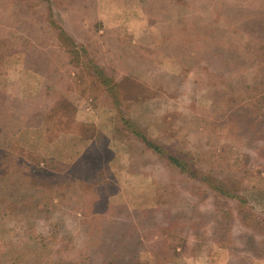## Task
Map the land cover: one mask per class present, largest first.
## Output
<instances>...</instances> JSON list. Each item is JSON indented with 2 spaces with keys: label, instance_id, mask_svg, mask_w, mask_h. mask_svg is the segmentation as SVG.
<instances>
[{
  "label": "rangeland",
  "instance_id": "374dc122",
  "mask_svg": "<svg viewBox=\"0 0 264 264\" xmlns=\"http://www.w3.org/2000/svg\"><path fill=\"white\" fill-rule=\"evenodd\" d=\"M0 264H264V0H0Z\"/></svg>",
  "mask_w": 264,
  "mask_h": 264
},
{
  "label": "trees",
  "instance_id": "16d2710c",
  "mask_svg": "<svg viewBox=\"0 0 264 264\" xmlns=\"http://www.w3.org/2000/svg\"><path fill=\"white\" fill-rule=\"evenodd\" d=\"M230 7L231 6H228L227 10H231ZM225 14L226 12L223 13V15ZM47 19L50 25V31L53 30V28L55 29L53 31L57 32L59 38L63 40L62 44L66 45L67 50L70 52V54L73 55L74 63L91 69L97 79H99L100 82L104 86H106L107 91L113 99V103L119 108L121 106V103L118 97L117 85L112 80L114 79L112 75L107 74L105 68L97 62V60L93 57L87 47L83 44L78 45L71 38V35L67 32V30L60 26L52 16ZM47 76L50 77L51 75ZM120 112L121 115L118 122L120 125H118V130L120 127V130H124L125 128L126 130L130 131L136 138L140 139L143 142L147 149H150L153 153L167 161L168 164L175 166L182 172H187L188 174H190V176L193 177H198L200 175V172L197 170V168L194 167L192 160L193 158L190 159L186 153L171 150L167 146L159 144L158 142L152 140L147 136L146 132L142 130V128H140V126L134 119L126 117V115L122 113L121 109ZM201 180L206 181L210 188L216 190L220 194H230L231 196L233 195L234 197L243 200V197L239 195V193H236L234 190L228 187L229 185H220L217 178H213L207 175Z\"/></svg>",
  "mask_w": 264,
  "mask_h": 264
}]
</instances>
